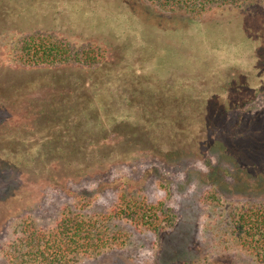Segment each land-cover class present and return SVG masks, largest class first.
Instances as JSON below:
<instances>
[{
	"label": "trees",
	"instance_id": "1",
	"mask_svg": "<svg viewBox=\"0 0 264 264\" xmlns=\"http://www.w3.org/2000/svg\"><path fill=\"white\" fill-rule=\"evenodd\" d=\"M49 1L0 0V178L9 172L63 188L104 181L117 168L136 169L150 158L178 167L197 158H214L219 133L228 143L222 158L246 173L236 175L237 182L246 186L251 182L256 190H264V135L257 144L242 143L234 135L239 121L228 120L233 107L243 104L239 100L245 96L247 81L242 70L233 73L225 67L230 54L226 58L217 54L223 49L196 58L200 39L188 32L191 24L216 25L214 19L208 23L199 19L208 11L214 10L219 19L239 16L262 0H150L165 13L141 0L113 10L109 0ZM60 2L65 9L57 12L54 8ZM59 15L64 20L59 21ZM81 22L114 51L110 58L93 50L81 60L76 58L90 61L89 66L72 63L74 51L54 31L64 26L73 30ZM172 24L178 26L176 31ZM219 39L206 34L204 42L228 43ZM178 52L182 61L174 57ZM183 61L187 70L191 64L193 70H171ZM210 164L215 174L217 169ZM215 176L233 177V172L220 170ZM210 181V198L221 202L223 189ZM103 183L125 187L111 212L86 214L95 201V196L86 194L88 204L66 208L53 225L43 227L24 219L7 245V262L78 264L119 249L120 233L106 224L111 220H127L156 234L169 220L171 210L164 202L152 204L137 196L139 182L121 177ZM17 195L13 193L12 199ZM12 207L6 208L0 226L16 215ZM232 222L243 249L264 264V201L235 209Z\"/></svg>",
	"mask_w": 264,
	"mask_h": 264
},
{
	"label": "rangeland",
	"instance_id": "2",
	"mask_svg": "<svg viewBox=\"0 0 264 264\" xmlns=\"http://www.w3.org/2000/svg\"><path fill=\"white\" fill-rule=\"evenodd\" d=\"M109 1L113 3V10L120 6L119 4L127 6L131 0ZM141 1L149 4L152 2ZM49 2L52 3L51 0ZM63 4L60 2L58 6L56 5L55 11H63L65 9ZM151 6L165 13L159 5L154 3ZM117 15L121 16L122 13ZM199 19L207 23L214 19L216 25L191 24V27H188V32L200 39L198 55L194 54V56L207 57L208 52L223 49L217 54H222V58L230 54L225 67H229L233 73L242 70L240 72L247 81L245 96L239 100V103L247 105L244 107L240 104L237 109L233 107L232 114L228 118L229 121H239L240 129H237V133L229 129L228 133H235L234 135L239 137L242 143L257 144L264 135V0L255 1L254 5L243 10L239 16L227 14L219 19L215 11L211 10ZM58 20H64V15H59ZM219 20L222 21L221 25L217 23ZM173 25L175 24L170 26ZM76 26L78 28L73 30L64 26L54 31L66 46L70 44L69 47L74 51L76 60L72 62L73 64L89 66L87 63L90 61L85 59L77 61V59L81 60L86 51L94 50L97 54L101 53L102 58H110L114 51L106 47L105 41H102L95 31L88 29L84 22ZM220 33L222 35H219ZM206 34L216 36L220 38L219 40H228V43L223 46L207 40L204 42ZM172 37H175L173 38L175 42L179 41L177 34L174 33ZM99 48L101 52L97 51ZM183 49L187 51L188 47L185 46ZM178 54L179 52L174 57L178 58ZM178 59L182 61L181 58ZM144 65L149 67L147 64ZM185 66L186 62L183 61L179 68H170L178 73L193 70L192 64L191 70H187ZM260 113L262 114L259 115ZM227 149L226 137L218 133L214 158L211 156L207 159L197 158L196 161H186L178 167L165 166L159 160L150 158V160L145 159L136 169L124 166L114 170L113 174L104 181L113 182L120 180L121 177H129L135 183L139 182L136 185L140 187L138 192H135L137 196L147 198L152 204L164 202L171 210L168 213L169 220L164 223L158 234L127 220H111L106 224L110 230L120 233L117 245L119 249L106 252L97 258L81 260L78 264H174L191 258L199 259L196 264H262L249 256L240 245L236 238L232 214L245 203L259 204L264 201V190H256L255 184L251 182L247 186L246 182H237L235 176H245L246 173L237 164H231L222 158L227 153ZM210 162V165L217 169L215 174L220 170H227L233 172V177L215 176L208 166ZM210 179L223 189L221 202L210 198L213 196ZM104 181L103 178H99L97 182L92 180L70 183L62 188L44 180L28 181L15 173L4 174L0 178V220L7 211L6 208L10 209L13 203L12 210L16 215L11 219L8 217L10 221L7 226L4 222L8 218L0 226V264H9L5 259L7 245L15 238L17 227L24 219L35 220L43 227L53 225L66 208L88 204L90 199H87L86 194L95 196L93 205L85 210L86 214L98 216L111 212L117 204L119 191L124 190L125 187L123 183L107 184L103 183ZM167 187L169 192L166 191ZM13 193L19 194L14 200Z\"/></svg>",
	"mask_w": 264,
	"mask_h": 264
}]
</instances>
